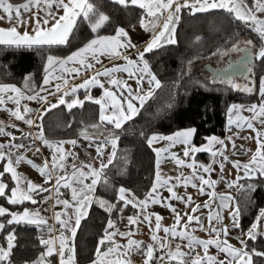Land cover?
I'll return each instance as SVG.
<instances>
[{"label":"snow or ice","instance_id":"obj_1","mask_svg":"<svg viewBox=\"0 0 264 264\" xmlns=\"http://www.w3.org/2000/svg\"><path fill=\"white\" fill-rule=\"evenodd\" d=\"M114 3L123 7L138 6L143 10V15L140 19L141 26L146 31L154 33L152 39L146 43L144 50L138 53L137 59H130L128 56L122 58L126 61L124 66H113L111 68H105L103 71L96 72L93 76L86 79L81 85L73 87L70 91H63L60 95L57 103L49 105L47 112L51 108H55L58 105H66L71 110L76 106H83L84 101L78 98H73L70 102L66 101L64 97L69 95H75L78 89H89L93 86H99L103 88V84L98 79L100 76L108 78V83L115 86L119 92L120 97L118 98L117 93L108 89L104 90V96L101 99L93 100L90 95L85 97L86 100H90L97 105H100L99 123L89 126L92 130H99L103 125H112L113 132H109L107 137H104L102 142H95L97 156L103 155V145L111 144L112 151L108 158V163H101L100 168H93L91 165L86 167L89 171L85 172L84 165L77 167L75 164L71 165L72 171L69 173L66 169V161L69 156H74L72 152H67L63 148V144L69 143L76 146V140L50 142L43 136L42 124L37 125L39 131L36 133L35 138L40 139L43 144L50 148H54L55 151L52 155L51 166L49 161L45 160L43 165H35L31 160H27L28 164H32L36 167L42 176L46 178L45 182H52L54 180V186L51 191L57 194L55 199V205H61L62 210L54 213V220L60 225V235L58 237L49 236L48 239H41L40 243L45 246L46 251L41 253L35 264H45L48 257L57 255L59 257V264H75V247L74 238L76 236L77 229L79 228L81 219L87 215V211L91 206L93 197L92 193L95 191L98 184H107V176L104 174L108 165L112 164L113 159L116 155V144L119 139L118 136L114 135V130H119L122 125L133 119L138 114L139 108L133 101H137L139 106L142 108L144 104L153 97L155 90L161 88V82L151 72L148 61L145 59L146 53H151L154 49L162 47L164 44H175L176 24L180 19L182 10H187L191 15L197 13H207L212 10H222L228 13L232 19L240 22L241 24L251 28L260 38L262 45H264V0H252V5L249 6L247 0H113ZM43 5L45 16L41 18L38 11L33 12V9L39 10ZM55 7L57 13L62 10L63 14H54L52 9ZM31 12L32 15L25 19L22 13ZM83 18L89 23L91 31L96 33L101 29L109 20V17L103 13H99L95 7L88 2V0H25L24 3L13 4L10 0H0V21H6L10 27H0V45L6 47L15 48H33L43 46H60L68 43V38L72 33L74 27L77 24V20ZM161 21L162 24H161ZM29 24H34L33 31L30 33L27 30ZM20 26L25 27V31L21 33L18 28ZM159 27V31L156 29ZM124 38V39H122ZM196 41L200 40V37L195 38ZM135 45L131 43L128 38V33L124 28H118L115 36H97L96 38L89 41L85 46L71 53L66 58L60 59L54 56H48L47 65L45 68V78L43 80V86L39 91L28 88L27 81L25 82V89L33 91L34 94L26 95L25 91L14 85L0 84V109L7 111L11 117H14L18 121H23L27 125H33L35 122L26 118L27 114L33 111L23 105V112L21 111V101H39L46 103L48 95H56L61 93L62 84H55V92H48V88L45 86L50 85L52 79L62 81L63 85L68 84V80L61 74L59 76H53L52 72L55 71V66H58L61 73H74L76 75L81 74L83 71L93 69L95 63H100V56L119 57L121 53L119 49H125ZM253 42L251 40L244 43V47L241 48L238 43L232 45L231 51L244 52L246 56L239 62L240 68H245L249 72L251 71V60L261 59L264 60V46L254 49ZM215 54V53H214ZM227 55V52L223 53ZM191 63V62H189ZM72 65L71 67H67ZM135 69V71H133ZM229 69L238 70L236 65L230 63L228 69L222 71L227 72ZM51 70V71H50ZM128 73L129 79H134L138 86L136 91H133L127 81L117 79L115 74L118 72ZM149 85L148 89L145 90L143 85L144 82ZM224 82L232 84L235 88H240V85L235 84L232 79H226ZM127 90V96L124 95ZM245 92L252 93L253 87L244 85L241 89ZM41 92H47V95H41ZM259 95L261 97V103L259 105L253 104L248 111L253 113L251 119L247 120V127L254 129L253 120L259 119L260 123L264 125V82H262L259 89ZM7 102H11L15 105V108L5 107ZM240 106L232 105L229 109V113L233 109H239ZM110 113V114H107ZM43 113L41 114V120ZM238 119H242L239 118ZM229 125L231 126L235 121L229 116ZM16 127L15 124L11 125ZM237 127H241L237 123ZM255 130V129H254ZM196 133L195 128H188L177 131L169 136L152 135L148 139V144L152 145L153 142L158 140H167L169 143L164 149H156L157 152V173L156 182L153 184L151 190L147 193L145 199L136 200L126 199V189L120 187L118 189V199L124 201V207L132 205L140 209L141 211L146 210L147 206L151 204H161L175 214V223L171 227H164L162 229L161 220L162 217L158 214L155 215V226L153 228V235L151 240L154 243H149L146 246L143 241L135 239H129L126 245L116 244L114 237L119 234L121 237H130L133 235L132 232H119L118 230L109 231L115 229L114 222L109 220L107 227L105 228L104 236L98 241L96 249V259L93 264H131L130 255L133 252H139L144 257V264H153V261L163 262V264H253V256H259L264 258V252H259L255 249L251 251L247 248V242L241 240V248H235L231 244H228L226 240L220 237L227 236V226L222 228H216L213 226V221L220 222L222 220V210L232 209L230 216L233 221V227L238 228L239 222L238 217L240 215V206L236 204L232 207L233 198L229 194H218L214 191L215 185L218 183L217 180H212L210 174L213 171L211 165L197 166L194 160V154L202 151H211L208 145L220 144L224 145V141L217 137L208 138V145L204 147H196L192 144V138ZM0 135L10 137L7 144L0 143V161L5 162V166L0 171V178H3L5 174H9L14 187L10 189V194L6 192L8 184L4 183L0 179V197H4L9 205L23 204L25 201H29L33 204L37 203V200L33 198L34 194L46 193L50 189L45 188L41 185H36L31 181H25L17 172V167L21 162L25 160L23 155H14L13 149L19 150L24 148L25 145L22 143H15L17 137L11 132L5 130V126L0 121ZM80 135L90 141L92 146L93 138L90 135L87 128L81 131ZM32 136L28 133L24 136L25 139ZM257 150L252 155L249 163L241 165L239 162H235V167L244 171V177H238L237 181H231L228 183V187L232 188L238 184V180L242 178H253L257 174L264 177V132H256ZM231 139V137H229ZM177 144L184 145L185 157L192 159L191 163L186 166L192 169V173L189 176L176 177L177 183H182L185 187L191 186L198 188L199 192L208 194L210 200L216 204V210L212 209V205L205 202L203 205L209 209L207 219L209 221L208 229H204L202 217L194 215L197 212L200 205L192 208L193 215H189L187 212L184 216H181L177 212L176 208L168 203L171 199H177L185 201L184 197H180L173 190L174 185L170 184L173 179L171 177L162 179L159 172L160 153L168 152L170 148ZM233 147L235 144L233 142ZM7 149V151H5ZM29 150H32L31 148ZM39 152V148L35 149ZM217 152H213L212 156H217ZM219 155L223 156V151L219 152ZM170 157L175 160L178 165H185V161L179 159L175 153H170ZM227 160V157H224ZM216 161L214 160L213 163ZM223 163L220 164L221 170L223 169ZM62 173V174H61ZM204 174H208V177ZM90 179V183H86ZM223 179V177L221 178ZM69 189L71 192V202L67 199H59L60 188ZM206 187L210 191L206 193ZM243 188V185H239ZM251 185L248 186L251 189ZM161 188L166 189L170 193V197H167L162 201L159 196V190ZM50 197H45L44 202H48ZM187 204L192 203V197L188 196L186 201ZM101 206L107 204L106 201H100ZM114 205L108 204L107 211L111 212ZM69 209H72V213H69ZM123 211V209H121ZM8 215L11 217L7 221L8 224H18L21 222L36 224L37 226H47L49 233L54 232L55 226L48 225L47 220L39 214V211L29 212L27 209L23 213L10 212L8 208L0 206V217ZM186 221L181 224L184 218ZM145 221L152 227V214L145 215ZM129 225H137L139 221V215L137 217H128ZM195 222L199 225L200 230H207L214 238L207 240H200L192 235L195 229L189 231L190 225ZM181 230H177V228ZM5 228V224L0 223V230ZM163 230L165 237L161 238L157 235L159 231ZM67 233V235H66ZM247 238L256 240L257 235H264V209L260 210L257 220L253 223L252 227L246 233ZM168 236L173 238L179 237L182 240H187V247L190 252L195 251L196 247H202L204 255L201 256L197 253L194 257L189 253L181 250V246L178 244L175 250H172L170 245L166 243ZM14 234L10 233L7 237V246H0V264H11L10 257L12 249L14 247ZM105 244L109 246L105 251H101V247ZM215 247L217 249V255L209 254V248ZM160 251L162 254L157 256L156 252ZM67 251L68 255H65ZM224 254V259H220L219 254Z\"/></svg>","mask_w":264,"mask_h":264},{"label":"trees","instance_id":"obj_2","mask_svg":"<svg viewBox=\"0 0 264 264\" xmlns=\"http://www.w3.org/2000/svg\"><path fill=\"white\" fill-rule=\"evenodd\" d=\"M24 1L10 0L13 4ZM88 2L99 13L109 17L108 22L98 32H92L89 23L80 18L66 45L33 48L0 45V83L15 84L31 94L33 91L25 89V82L34 91L39 88L48 56L62 59L86 44L93 36L113 33L119 26L130 27L138 23L144 14L138 6L123 7L113 0ZM196 37H200V40L196 41ZM175 39V44H163L162 47L145 54V59L162 86L139 108L133 119L125 122L121 129L114 130V135L119 139L115 158L104 173L108 182L106 185L96 186L88 213L81 220L76 232L75 260L79 264L96 258L98 241L104 236L109 220L116 224L122 212L136 215V207H124V201L118 199L119 187L130 189L136 199H141L152 186L155 176V150L147 142L150 134H168L180 128L194 127L196 133L193 143L200 145L208 136H223L226 131L231 130L232 127L227 124V112L232 101L258 98L259 77L264 74V60L252 59L250 72L247 69L239 73L222 71L231 62L242 61L246 56L244 52L231 51L234 43L243 48L244 43L251 40L255 46L253 50L264 46L251 28L232 19L222 10L195 15L182 10ZM225 52L227 55L223 54ZM226 79H232L240 88L224 82ZM244 85L253 87V92L241 90ZM99 112V105L86 99L82 107L76 106L71 110L64 105H58L43 112L42 120L40 118L43 135L51 139L82 137L81 131L87 128L93 141L102 142L109 132H113V126L106 124L99 130H92L89 126L99 123ZM195 158L205 164L214 159L209 151L197 152ZM0 170H3L1 165ZM2 180L8 184V193L13 181L9 174H5ZM249 185L252 186L251 189L248 188ZM46 193L36 194L40 199L36 204H41V197ZM100 201H106L107 204L101 206ZM0 204L10 212H20L33 205L29 201L9 205L4 197H0ZM108 204L115 206L111 212L107 211ZM236 204L240 206L239 227L236 231L242 234L257 220L260 210L264 209V177L257 174L250 179H239L235 189ZM10 218L8 215L0 217V223L5 224V228L0 230V246L6 247V237L13 233L15 238L11 264H35L41 253L45 252L39 236L47 226L24 222L8 224ZM243 240L247 242L249 251L255 249L264 252V235H257L256 240L247 237ZM108 246L105 244L101 251H105ZM45 264H57L56 255L48 257ZM253 264H264V258L253 256Z\"/></svg>","mask_w":264,"mask_h":264},{"label":"crops","instance_id":"obj_3","mask_svg":"<svg viewBox=\"0 0 264 264\" xmlns=\"http://www.w3.org/2000/svg\"><path fill=\"white\" fill-rule=\"evenodd\" d=\"M25 2V1H24ZM21 2V3H24ZM247 3L249 4V6L252 5V0H247ZM20 4V3H19ZM38 11V14L41 18H43L45 16V11L43 9V5H41V8L39 10L33 9V12ZM54 14H58V15H62L63 12L62 10L59 11L57 13V10L55 9V7L52 9ZM25 17V19H27L29 16L32 15L31 12H24L22 13ZM163 21H161L162 24ZM177 26V24H176ZM0 27H10V25L6 22V21H0ZM34 28V24H29L27 27V30L31 33L33 31ZM118 28H124L126 30V32L128 33V38H130L131 43L133 45H135L134 48L129 47V48H125V49H119L121 56L119 57H109V56H100V63H95V66L93 69H89L86 71H83L81 74L76 75L74 73H61V70L59 69L58 66H55V71L52 72L53 76H59V75H63L64 78H66L68 80V84L67 85H63L62 81H58L56 79H52V77H49L51 83L48 86H45L48 88V92H55V84L56 83H61L62 84V91L61 93H57L56 95H48V100L46 103H41L39 101H29V100H22L21 101V111L23 112V105H27L28 108L33 109V111H31L30 113L27 114L26 118H30L32 119L35 123L33 125H27L26 123V127H20L18 125H16V127H12L11 125H13V121L16 120L14 117H11L10 114L5 111L0 109V121L3 122L4 126H5V130L8 132H11L15 137H17V140L15 141V143H22L25 145L24 148H21L19 150L13 149L14 155H23L25 157V160L23 162L20 163V165L17 167V172L18 174L25 180V181H31L32 183L36 184V185H41L45 188L50 189L52 186H54V180L52 182H48L46 183L45 180L46 178L44 176H42L40 174V172L37 170L36 167H33L32 164H28L27 160H31L33 162V164L35 165H43L44 161L47 160L49 161V165L51 166V159H52V155L55 151L54 148H50L48 146H46L45 144H43V142L40 139L35 138L36 133L40 130L39 127H37V125H40V118H41V114L44 112L45 109L49 108V105L51 104H55L57 103L60 95L62 94L63 91H70L73 87H76L78 85H81L86 79H88L89 77L93 76L96 72H100L103 71L105 68H111L113 66H124L126 64V61L122 58L123 56H128L130 59H137L138 53L144 50V47L146 46V43L149 42L154 33L151 31H146L140 24V21L130 27H122L119 26L116 28V30L113 33L110 34H101V35H96L93 36L89 41H91L92 39L96 38L97 36H115L116 31ZM18 30L23 33L26 29L23 26H20L18 28ZM159 31V27L156 29V32ZM124 39V38H122ZM88 41V42H89ZM87 42V43H88ZM86 43V44H87ZM162 44L163 41H161ZM86 44L82 45L81 47L85 46ZM79 47V48H81ZM79 48H77L76 50H78ZM74 50V51H76ZM74 51H72L71 53H73ZM70 53V54H71ZM70 54H68L67 56H69ZM66 56V57H67ZM64 57V58H66ZM63 59V58H62ZM72 65H68L67 67H71ZM151 72L156 76L155 72L153 71V69L150 67ZM245 71H247L246 69H244ZM51 71V70H50ZM133 71H135V69H133ZM46 73L44 74L41 84L39 86V88L36 91H39L41 86H43V80L45 78ZM115 77L117 79H121L124 81H127V83L131 86V88L133 89V91H136L138 86L136 84V81L134 79H129L128 73L126 72H118L115 74ZM157 78V76H156ZM260 78V77H259ZM100 80V82L103 84V88L99 87V86H93L90 87L89 89L85 90V89H78L77 92L75 93V95H69L64 97V99L68 102H70L73 98H78L79 100L84 101L85 97L87 95H90L92 97V99L96 100V99H101L104 96V90L108 89L110 91L116 92L118 98L120 97V92L119 90L115 87L112 86L108 83V78L100 76L98 78ZM158 79V78H157ZM0 84H7V85H14L18 88H20L19 86L12 84V83H0ZM144 89L147 90L149 85L147 84V82H144L143 85ZM23 90V89H22ZM24 91V90H23ZM26 95H32L34 93H27L25 92ZM47 92H41V95H47ZM124 95L127 96V90H125ZM261 99L260 95H259V91H258V98L257 99H250V100H242L238 102H241L242 104H250V106H252L253 104L259 105L260 103H258V101ZM257 100V101H254ZM136 106L138 108H140L139 103L137 101H133ZM66 106V105H64ZM7 108H15V105L12 104L11 102H7L6 106ZM99 109H100V105H99ZM100 113V112H99ZM110 114V113H107ZM253 116V113H249V114H241L239 113L238 116L236 117L237 119V123L241 125V127H237L234 125H229L231 128L230 131H226V133L223 136H217L218 139L224 141V145H220V144H211L208 145V138L213 137L215 135H211L208 136L207 140L200 144V145H195L193 143V138H192V144L195 145L196 147H204L205 145H208V147L211 149V153L213 152H217V156L214 157V159L212 160L211 163H203L199 160H197L195 158V154H194V160L197 166L199 165H204V166H209L211 165L213 171L210 174V178L212 180H217L218 183L215 185L214 191L218 194H229L231 195V197L233 198L232 201V207H235V195L233 196V193L237 187L234 186L232 188L228 187V183L231 181H237L238 177H242L244 176V171L242 169H238L237 167H235V162H239L241 165L249 163L252 155L256 152L258 144H257V140H256V132L257 131H262L264 132V125H262L259 121V119L257 120H253V124H254V129L253 128H248L247 127V120L251 119V117ZM242 118V119H238ZM188 128H194V127H185V128H180L177 129L171 133L168 134H164V133H152L149 135L148 139L156 134V135H162V136H169L172 135L173 133L180 131V130H184V129H188ZM28 133H31L32 136H30L29 138L25 139L24 136ZM21 135V136H19ZM44 136V135H43ZM216 137V136H215ZM229 137H231V139H229ZM45 139H47L50 142L56 143V142H60V141H70V140H76L77 144L76 146H73L69 143H65L63 144V148L67 151V152H72L75 155L74 156H69L67 158L66 161V169L67 171L70 173L72 171L71 169V165L75 164L77 167H80L81 165H84V171L87 172L89 171V169L86 167L87 165H91L93 168L99 169L101 163L107 164L108 163V158L109 155L111 153V149H107L108 145H103L104 151H103V155L101 157L97 156V152H96V147H95V142L97 141H92V146H90V141L84 139L83 137H69V138H63V139H51V138H47L44 136ZM30 139L29 141L25 142L26 140ZM10 140V137L8 136H3L0 135V143H4L7 144ZM25 140V141H24ZM233 142L235 144V147H233ZM168 141L167 140H158L156 142H153V144L151 145L154 150L156 149H164L165 147H167L168 145ZM32 150H29V149ZM39 148V152H36L35 149ZM184 145L181 144H177L174 147L170 148L168 152H161L160 153V164H159V172H160V176L162 179H167L169 177L173 178L170 181L171 185H174V191L177 193L178 196L180 197H184L185 201L187 199L188 196L192 197V203L191 204H187L185 201H181V200H177V199H171L169 201H167L168 203H171V205L173 207L176 208L177 212L180 213L181 216H184V213H188L189 215H193L192 213V208L196 207V205H200L199 209L197 210L196 213H194V215H199L202 217V222L204 225V229H208L209 227V221L207 219L208 213H209V209L205 208L203 205L205 204V202H208L209 204L212 205V209L216 210V204H214L212 202V200H210L209 195L208 194H201L198 190V188H194L191 187L190 185L185 187L182 183H177L176 181V177L180 176L181 174H183V176H189L192 173V169L188 168L186 165L188 163L192 162V159H190L189 157H185L183 155L184 153ZM223 151V156L219 155L220 151ZM5 151H7V149H5ZM170 153H175L176 156L185 161V165H178L175 160H173L170 157ZM224 157H227V160L224 159ZM157 152L155 151V176H154V180L152 183L153 184L156 182V173H157ZM216 161L215 163H213V161ZM223 163L224 167L221 170L220 168V164ZM0 165L1 168L3 169L5 166V162L0 161ZM1 171V170H0ZM62 174V173H61ZM206 176V178L208 177V174H204ZM10 176V175H9ZM223 177V179H221ZM229 177V179H228ZM11 178V177H10ZM2 179V178H0ZM4 183H6L3 180ZM86 183H90V179L88 181H85ZM14 182L12 183V187H14ZM152 186L150 187V189L148 190V192L151 190ZM10 188V189H11ZM210 191L209 189H207L206 187V193ZM147 192V193H148ZM10 194V191L8 192ZM146 193V195H147ZM129 194V193H127ZM92 197L94 195V192L91 194ZM146 195L144 197H142L141 199H136V200H143L145 199ZM34 196H36V194L33 195V198L36 199ZM133 195H128V199H130ZM159 196L160 199L162 201H164L165 198L170 197V193L164 189L161 188L159 190ZM57 198V195H56ZM59 199H67L71 202V192L69 189H65L63 187L60 188V194H59ZM25 210V209H24ZM23 209L20 210V212L17 213H23L24 211ZM62 210V206L61 205H55V201H54V213L57 211H61ZM89 210V209H88ZM232 209H223L222 210V220L220 222H216L213 221V226L216 228H222L224 226H227L228 229V233L227 236H221V239H224L227 241L228 244H231L232 246H234L235 248H241L242 244L240 243L242 235H240L237 231L236 228L233 227V221L231 219L230 216V211ZM29 212H36V209H28ZM69 213H72V209L68 210ZM88 213V211H87ZM148 214H152V227L149 226V224L145 221V215ZM159 215L162 217L161 220V226L162 229L164 227H171L174 223H175V214L171 211V209L165 207L163 205V203L161 204H149L146 208V210L141 211L140 209L137 208V213L136 215H127L125 213H121L118 219V222L115 225V229H110L109 231H114V230H118L119 232H132L133 235L130 236V238H133L135 240L138 241H143L144 245L146 246L149 243H154L151 240V236L153 235V228L155 226V215ZM137 215H139V223L137 225H129L128 222V217H137ZM186 217L184 218V220L181 221V224H183L186 221ZM82 220V219H81ZM47 222L50 225H55L56 229H57V233L55 235V237H58L60 235V225L56 223V221H48ZM107 227V226H106ZM161 229V231H159L157 233V235L161 238L165 237V233L163 232V230ZM192 229H195L194 232H192V235L195 236L196 238L200 239V240H207L210 238H214L209 231L207 230H200L199 225H197L195 222H193L192 225H190L189 231H191ZM177 230H181L179 227L177 228ZM67 235V233H66ZM233 235L235 236L236 239H234ZM124 238L126 237H121L119 234H117L114 237V241L116 244L122 245L125 240ZM75 240V238H74ZM166 243H168L171 247L172 250H175L176 246L179 244L181 246V250L189 253L190 250L187 247V240H182L179 237L173 238L171 236H168L166 241ZM103 252V251H102ZM197 253H199V255L203 256V249L202 247H196L195 251L190 252L191 256H195ZM162 253L158 250L156 252V255L159 256ZM209 254L211 255H217V249L215 247H210L209 248ZM65 255L67 256L68 253L67 251L65 252ZM220 259H224V254L220 253L219 254ZM56 259H57V264H59V257L56 255ZM144 259V257H143ZM95 260V259H94ZM85 263V264H93V261ZM130 261H134L135 259L133 258L132 260L130 259ZM144 262V260H143ZM75 264H79L78 262H76L75 260ZM133 264V262L131 263ZM153 264H163V262H158V261H153Z\"/></svg>","mask_w":264,"mask_h":264},{"label":"rangeland","instance_id":"obj_4","mask_svg":"<svg viewBox=\"0 0 264 264\" xmlns=\"http://www.w3.org/2000/svg\"><path fill=\"white\" fill-rule=\"evenodd\" d=\"M233 78V77H232ZM262 82H264V74H261V76H260V78H259V84H258V91H259V89H260V87H261V84H262ZM254 101H257V100H254ZM258 103H261V99L258 101ZM232 105H238V106H240L239 107V109H233L232 110V112L231 113H229V109L231 108V106ZM251 106H250V104H242L241 102H238V101H232L231 103H230V105H229V107H228V112H227V124H229L228 123V121H229V116L231 115V118L233 119V121H235V123H233L232 125H234V126H236L237 125V119H236V117L238 116V114L239 113H241V114H249V113H251L250 111H248V109L250 108ZM213 136V135H212ZM213 137H215V136H213ZM217 137V136H216ZM106 145H108V148L107 149H111L112 148V146H111V144H106ZM112 150V149H111ZM228 179H229V177H228ZM120 187H123L124 189H126L127 191H126V199H128L129 197H128V195L130 196V195H133V193L131 192V190L130 189H128V188H126V187H124V186H120ZM119 187V188H120ZM127 193H129V194H127ZM233 193V196L235 195V191L234 192H232ZM133 197H134V195H133ZM130 199H133L132 198V196H131V198ZM36 200L38 201V199L36 198ZM0 206H3V205H1L0 204ZM40 206H41V204H31L29 207H25V208H23V210L24 209H33V208H35L36 209V211L40 208ZM3 207H5V206H3ZM6 208V207H5ZM11 219V218H10ZM253 225V224H252ZM252 225L250 226V228L252 227ZM249 228V229H250ZM248 229V230H249ZM248 230H246L245 232H243L242 234H240V235H242V238H241V240H243V239H245L246 237H247V235H246V233L248 232ZM233 237H234V239H236L235 238V236L233 235ZM129 239H133V238H130V237H126V238H124V240H125V242L122 244V245H126L127 244V242H128V240ZM45 251H46V249H45ZM135 259V262L134 261H132L133 262V264H144V262H143V255L141 254V253H139V252H133V253H131V255H130V259L132 260V259ZM96 259V258H95ZM131 262V263H132Z\"/></svg>","mask_w":264,"mask_h":264},{"label":"built area","instance_id":"obj_5","mask_svg":"<svg viewBox=\"0 0 264 264\" xmlns=\"http://www.w3.org/2000/svg\"><path fill=\"white\" fill-rule=\"evenodd\" d=\"M13 123L18 125V126H20V127H26V124L23 121L14 120ZM51 189H53V186L50 188L49 192H47L43 197H41V202H40L41 206L38 209V211H39V214L41 216H43L44 218H47V219H49L51 221H54V201L56 199V195L57 194L54 191H51ZM34 197L37 198L38 201H40L39 197H37V196H34ZM45 197H50L51 199H49L48 202H44ZM55 229H56V226H55ZM56 233H57V229L54 232H52V233H49L48 230L46 229L39 236V241L42 238L43 239H48L50 235L55 237Z\"/></svg>","mask_w":264,"mask_h":264},{"label":"water","instance_id":"obj_6","mask_svg":"<svg viewBox=\"0 0 264 264\" xmlns=\"http://www.w3.org/2000/svg\"><path fill=\"white\" fill-rule=\"evenodd\" d=\"M239 62H240L239 60H236V61L231 62L232 64L236 65V67H237L238 70H231V69H229L228 71H229V72H234V73H239V72H241L243 69H245V68H240V67H239ZM227 69H228V65H227Z\"/></svg>","mask_w":264,"mask_h":264},{"label":"bare ground","instance_id":"obj_7","mask_svg":"<svg viewBox=\"0 0 264 264\" xmlns=\"http://www.w3.org/2000/svg\"><path fill=\"white\" fill-rule=\"evenodd\" d=\"M23 128V127H22Z\"/></svg>","mask_w":264,"mask_h":264}]
</instances>
